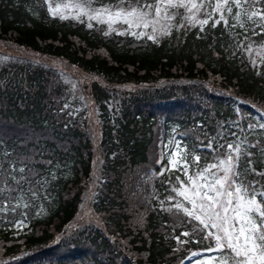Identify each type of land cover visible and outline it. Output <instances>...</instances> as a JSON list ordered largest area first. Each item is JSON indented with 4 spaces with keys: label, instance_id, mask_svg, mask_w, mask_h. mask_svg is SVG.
I'll return each mask as SVG.
<instances>
[{
    "label": "trees",
    "instance_id": "trees-1",
    "mask_svg": "<svg viewBox=\"0 0 264 264\" xmlns=\"http://www.w3.org/2000/svg\"><path fill=\"white\" fill-rule=\"evenodd\" d=\"M196 2L0 0V44L29 51L0 50V264H181L216 245L174 207L188 175L231 156L264 193V0ZM133 10L142 34L105 18Z\"/></svg>",
    "mask_w": 264,
    "mask_h": 264
},
{
    "label": "rangeland",
    "instance_id": "rangeland-1",
    "mask_svg": "<svg viewBox=\"0 0 264 264\" xmlns=\"http://www.w3.org/2000/svg\"><path fill=\"white\" fill-rule=\"evenodd\" d=\"M190 4L189 7L193 6V4H195L196 0H189ZM76 2V1H75ZM165 3L167 4V2L165 1ZM197 3V2H196ZM52 9L54 10V12L59 13V14H63L65 10V8L63 7L62 9H60V6H58L60 4V2L54 1L52 2ZM68 4V3H67ZM81 4H86V5H90L88 2H83L80 3ZM72 5H77L78 3L76 2V4ZM74 7V6H72ZM79 7V6H78ZM81 9L86 10L87 8H84L83 6L81 7ZM71 11V10H70ZM69 12V10H68ZM79 12H77V16ZM117 13V12H116ZM116 13L114 14H106L105 18L108 19L109 21L113 22V25H117L116 29L117 30H126L128 29V31L130 32H137V33H143V30H140V28L135 30V26L136 24L140 21L139 18H132L134 16H131L129 14H125L124 12H122L121 15L117 16ZM90 14V17L92 19L94 18H101L102 16L100 15V12L98 11H91V13H87ZM86 14V15H87ZM193 14H190L189 17H192ZM143 22V21H142ZM157 23L159 21H156ZM146 23V20H145ZM145 23H142L143 25ZM123 26V27H121ZM120 27V28H119ZM153 34V32H150V35ZM0 50L4 51V52H8V53H13V54H24L29 52L28 50L25 49H19V48H12V49H5L3 48V46L0 44ZM257 53L260 56L264 55V43L262 45L259 46V49H257ZM47 63H50L51 65L55 66V67H60V68H64V69H68L71 70V67L58 61V60H46ZM252 117L257 121V126L261 127V125H264V114L260 113L258 111H256L254 109L253 113H252ZM264 130V127H261ZM179 154V148L175 147L174 152H173V156L170 160V165L171 166H175V164H173L172 162H176V158ZM223 166L215 167L213 169V171H207V172H200L199 174H197L196 176L194 175H188L187 179L183 182V186L181 187V184L179 185L177 191H176V195L175 197V202H177L176 204H181L183 205V207L188 208L189 210H192V204L185 200L184 197L178 195V191H185L187 193V195L193 199L196 200L197 205H199L200 203L204 202V203H208L206 201V199H202L203 198V193L205 191L208 190L209 187H213L216 190H219L221 192H226V191H232L233 192V196L231 198H229L227 195H222L220 197H218L217 199L220 201V203H224L225 201H227L228 199H232V204L231 205H227L225 204V207H228V211L227 213L224 212V209L222 207H219V205L216 206V210H218L220 212V216L221 218L227 216V219H215L214 222L218 225V228H208V231L213 233L212 238L214 239L213 241H215L214 244L217 245V242L215 240V235L219 234V235H223V229H227L229 231V233H231L233 235V237L235 238L236 236H239V244L243 245L244 243V239L243 236H240L239 234V230L241 227H245L248 228L250 227V225H248L246 222L242 223L241 221V217L244 215L243 211L241 210L240 214L238 215L234 209L236 208L238 203H243L244 201H247L249 199L253 198V195L255 194V199L257 201V203L260 205L261 210H264V204H262L257 198L261 197L259 196V193H257V189L256 186L251 187L249 185H247L244 181V177L242 176V173L237 170L235 171V173L229 171L227 173V180H225V167L224 170L222 171V173L218 174L217 171L222 168ZM189 177H191L192 179L190 180ZM220 180L223 182V188H221L220 185L216 184V181ZM234 181V183H233ZM239 185L242 189H246L247 193H241V195H243V201H238L236 199V195H235V187ZM197 193H199V195H197ZM209 195H212L215 197V192H209ZM86 197V195H85ZM89 196H87L86 198L88 199ZM263 197H261L260 199H262ZM91 210V209H90ZM181 211H183L181 209ZM196 214L197 215H201V219H205V216L199 211V209L197 208L196 210ZM248 216L256 221L257 224L260 223V221L257 219L255 214H248ZM95 219V214H93L92 211H89V209L86 206L85 202H82L79 206V208L76 210L73 218L67 222V224L65 225V230H68L69 228L77 225L78 223H80V221L82 220L83 222L85 221H93L94 222ZM197 221V220H196ZM199 224L200 222L197 221ZM196 222V223H197ZM207 222V221H206ZM12 232L13 234H17L18 232L24 231L25 229L28 228V225L25 223H19V222H13L12 226ZM247 234V233H245ZM226 245L227 241H223ZM241 259V258H236L235 257V253L232 252L231 249H228L227 247L220 249L219 251H208V250H203L200 252H197L196 254L193 255H189L185 258V260L182 261L181 264H221V261H226V264H236V262ZM255 264H262V262L259 259L255 260Z\"/></svg>",
    "mask_w": 264,
    "mask_h": 264
},
{
    "label": "snow or ice",
    "instance_id": "snow-or-ice-1",
    "mask_svg": "<svg viewBox=\"0 0 264 264\" xmlns=\"http://www.w3.org/2000/svg\"><path fill=\"white\" fill-rule=\"evenodd\" d=\"M233 2L239 6L240 0H233ZM228 4V0H224V4L217 3L214 12H219L221 8L224 5ZM186 6V5H184ZM193 7H196L195 4H193ZM106 11V10H105ZM156 11L159 14L160 8L157 6ZM228 11L231 12V8H228ZM135 13V10H133V13H129V15H132ZM55 14V13H54ZM117 16L121 15L120 12L116 13ZM212 13H209V17H211ZM221 19H223V16L221 15ZM209 21L207 19L200 21L201 24H207ZM216 23H219V21H216ZM152 39L153 37H149ZM261 127H264V125H261ZM228 148L231 149L232 145H228ZM237 153L239 152V146H236L234 149ZM198 159V158H196ZM232 157L228 156L227 161H220V165H224L227 163V167L225 168V180H227V173L231 171L232 167L234 166L232 163ZM175 164V162H172ZM210 167H217V165H212ZM207 171V169H205ZM179 179V178H177ZM191 180L192 178L189 177ZM234 183V181H233ZM217 185H220L221 188H223V182L220 180L216 181ZM183 186V182H181V187ZM215 192V197L212 195H209V192ZM247 193L246 189H242L239 185L235 187V195L236 199L238 201H243V195L241 193ZM178 195L184 197L185 200L189 201L192 204V210H189L186 207H183L181 204H176L174 207L177 210H183L184 213L188 217H193L195 220L199 221L201 225H203L204 229L211 228H218V225L214 222L215 219H227V216L221 218L220 212L216 210V206L219 205V207H222L224 209V212L227 213L228 207H225V204L231 205L232 199H228L224 203H220V201L217 199L218 197L222 195H227L229 198L233 196L232 191H226L221 192L219 190H216L213 187H209L207 191L203 193V198L206 199L208 202L207 204L202 202L199 205H197L196 200L189 197L185 191H178ZM199 195V193H197ZM261 197H264V193L259 194ZM197 208L199 211L205 216V219H201V215L196 214ZM241 210L243 211L244 215L241 217L242 223H247L250 225V227L245 228L241 227L239 230L240 236H243L244 243L243 245L239 244V236H236L235 238L227 229H223V235H215V240L217 242L218 248H224L227 247L228 249H231L232 252L235 253L236 258L239 259L236 264H255V260L259 259L262 264H264V210H261L260 205L257 203L255 199V194L253 195L252 199H249L247 201H244L243 203H238L234 211L239 215ZM248 214H255L257 219L260 221L259 224L256 223V221L252 220ZM207 221V222H206ZM247 233V234H245ZM183 235H188V233H184ZM213 236V233L209 232L208 237L211 238ZM223 241H227L226 245ZM221 264H226V261H221Z\"/></svg>",
    "mask_w": 264,
    "mask_h": 264
}]
</instances>
